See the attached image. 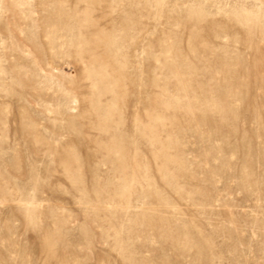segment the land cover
I'll return each instance as SVG.
<instances>
[{
	"label": "rangeland",
	"instance_id": "1",
	"mask_svg": "<svg viewBox=\"0 0 264 264\" xmlns=\"http://www.w3.org/2000/svg\"><path fill=\"white\" fill-rule=\"evenodd\" d=\"M0 264H264V0H0Z\"/></svg>",
	"mask_w": 264,
	"mask_h": 264
}]
</instances>
